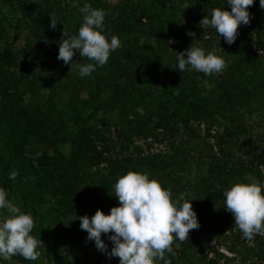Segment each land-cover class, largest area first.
<instances>
[{"label": "trees", "instance_id": "16d2710c", "mask_svg": "<svg viewBox=\"0 0 264 264\" xmlns=\"http://www.w3.org/2000/svg\"><path fill=\"white\" fill-rule=\"evenodd\" d=\"M23 1L17 0V4H24ZM32 1L29 25L32 34L60 43L63 30L57 1ZM137 1L120 0L113 8L107 0H89L90 5L105 11L104 32L109 40L116 35L121 42L111 52L107 64L93 71L97 81L94 87L103 96L95 89L91 91L89 86L82 90L81 80L65 75L67 69L59 70L55 65L59 59L52 58L47 66L52 72L39 79L50 92L45 97L36 82L26 80L28 70L19 69V57L12 49L0 48V188L22 213L32 216V232H53L61 236L69 229L72 249L75 242L88 237L78 217H91L98 209L105 211L118 206L114 184L119 176L129 170L146 171L150 178L158 179L171 190L173 200L181 193L187 194V200L193 199L200 226L190 231L187 240L174 241L173 247L177 242L179 246L168 259L171 264H189L191 257L186 244L193 240L199 245L197 236L209 219L213 205L210 203L225 202L223 192L246 176L255 177L262 184L264 173L259 166L264 165V146L256 147L251 141L254 147L247 156L227 142L210 143L209 132L201 130L200 125L209 126L218 113L247 105L257 90L264 93V56L257 54L264 47V9L260 7V0H254L248 9L250 23L238 30V35L243 32L249 40L242 42L237 35L232 43L235 51H248L254 56L250 54L230 62L226 70L228 78L216 86L214 94L203 96L199 72L181 73L177 69L178 52L193 42L176 24L177 5L173 0ZM196 1L205 14L210 15L215 7L231 10L227 0ZM53 13L58 20L55 30L49 26ZM82 22L83 17L73 21L71 35L78 34ZM216 37L226 42L217 32ZM142 38L147 40L140 46ZM213 39L199 44L207 52L212 48ZM169 40L173 42L168 44ZM159 49L175 54L169 62H163ZM130 60L142 68L130 70ZM22 83L31 89L26 100L19 89ZM83 92L87 93L86 98ZM71 99L78 103L67 108L66 102ZM81 107H91L92 111L84 115ZM138 107L144 109L143 116L136 111ZM99 112L114 113L117 117L119 151L112 146L117 141L109 144L100 130L95 129L92 118ZM137 139L142 141L141 145L135 144ZM32 140L37 147L42 146L35 156L29 148ZM163 142L166 148L151 150L154 143ZM14 171L17 175L13 179ZM0 214L8 213L0 209ZM109 236L102 234L101 238L110 252L113 243ZM254 238V246L248 250L244 246L238 252L244 264H264V235ZM213 263L210 259L206 264Z\"/></svg>", "mask_w": 264, "mask_h": 264}, {"label": "clouds", "instance_id": "9594fccd", "mask_svg": "<svg viewBox=\"0 0 264 264\" xmlns=\"http://www.w3.org/2000/svg\"><path fill=\"white\" fill-rule=\"evenodd\" d=\"M231 10L215 7L210 15L207 14L199 21L203 29H215L220 37L231 45L238 35L241 23H250L249 7L254 0H227ZM190 5L184 3L183 8ZM264 9V0H260ZM83 22L77 35H69L63 28L62 39L59 43L57 59L65 65L71 64L76 52L80 57L87 58L90 63L77 64L80 76H88L97 66L107 64L111 52L121 46L118 36L112 35L110 40L104 32L106 13L103 9L95 8L85 3L80 8ZM50 27L55 30L58 24L56 15L51 14ZM193 37L190 47L178 52L176 57L177 69L182 73L195 70L205 76L221 73L227 64L216 50H206L200 46L195 31L187 33ZM203 39H209L205 33ZM173 41L169 40L168 44ZM264 56V49H259ZM136 111L143 116L144 109ZM130 119L133 117H129ZM260 170L264 172V165ZM95 171V169H93ZM17 173L12 172L14 179ZM245 180L247 182H245ZM237 181L224 192L227 211L234 216V226L240 230L243 238L251 241L255 235H264V185L255 177H245ZM186 193H181L176 200L172 199L171 190L165 188L156 178H150L146 171L129 170L120 175L114 184V196L119 205L113 206L106 214L98 209L91 217L83 215L81 229L87 231L88 240H94L98 250L107 253L109 259L119 257V264H156L157 260L171 264L165 259V253L175 255L173 243L181 242L189 237L193 229H197L199 221L193 209L192 200L186 199ZM8 193L0 188V209L8 215L0 219V258L11 260L19 255L26 260L36 261L40 253L37 248L41 241L30 233L34 227L31 215L22 213L8 198ZM102 234H110L113 243L111 251Z\"/></svg>", "mask_w": 264, "mask_h": 264}, {"label": "rangeland", "instance_id": "374dc122", "mask_svg": "<svg viewBox=\"0 0 264 264\" xmlns=\"http://www.w3.org/2000/svg\"><path fill=\"white\" fill-rule=\"evenodd\" d=\"M59 12L61 13L60 26L71 35L73 31V21L82 17L80 8L85 3L89 4V0H56ZM110 5L115 8L120 4V0H107ZM137 1V0H135ZM177 5V13L175 14L176 24L182 30V34L186 35L189 31H195L196 37L199 41L210 40L212 37V48L216 50V54L223 57L228 65L233 60H241L249 57L251 53L248 51L238 52L235 51L234 44L229 45L224 42L223 39L216 37L215 29L209 27L203 29L199 26V21L207 14L200 7L196 0H173ZM24 4H17V0H0V48H11L12 51L19 57V69L27 68L26 80L31 83L32 81L37 83L39 91L46 97L50 94L45 83L39 79L44 78L46 74L52 72V68L47 67L51 59L58 57L59 42L55 39L43 40L35 37L29 25L31 24V15L34 2L32 0H24ZM138 2V1H137ZM37 3V2H36ZM184 3H188L190 6L185 9L182 7ZM227 5V4H226ZM44 6V5H43ZM65 15L63 18L62 15ZM243 28V23L239 26L238 30ZM204 33L209 36V39H203ZM192 39H194L192 37ZM238 39L242 42H247L249 36L241 32L238 35ZM146 38H142L139 41L140 46L146 42ZM125 47V46H124ZM264 49V47L262 48ZM208 52V51H207ZM206 52V53H207ZM160 60L163 62H169L175 52L165 49H159ZM260 55V52L258 53ZM254 56V54H251ZM73 57L72 65H65L62 60H59L55 65L58 69H67L66 74H69L77 79L81 80L82 90L85 91L87 86L91 91L95 89L97 83L96 77L92 72L88 76H80L77 64H86L83 58ZM127 61L126 59L122 58ZM264 59V58H263ZM130 70L137 71L142 68L135 61L130 60L128 64ZM227 67L219 74H213L205 76L199 72L198 83L200 92L203 96L214 94L216 86L223 80L228 78ZM22 91V97L24 100L28 99L31 94V89L25 83H22L19 87ZM97 93H104L95 89ZM50 96V95H49ZM139 96V93H138ZM83 97H87V93L83 92ZM59 102H62V98H58ZM78 103V100L71 99L66 102L67 108H72ZM91 107H81L80 112L84 115L90 114ZM92 122L97 131L110 141H117L115 145H112L116 150H120V144L117 137V117L114 113L99 112L93 115ZM201 130L209 132V142L216 144L221 142L223 144L233 145L235 151L241 154L250 156L251 147L250 142L253 141L256 147L264 146V93L257 90L255 96L250 102L238 109H232L217 114V118L211 125H200ZM102 144V143H101ZM135 144L141 145V140H135ZM41 145L35 144L32 140L29 148L32 155H38V148ZM42 147V146H41ZM217 146H214L216 149ZM166 148V144L154 143L151 150H160ZM112 149V148H110ZM260 164L259 168H261ZM264 173V172H263ZM262 185H264V176L262 178ZM212 209L208 213V220L203 226V232L197 236L199 245L193 240L186 244L187 254H190L191 263L189 264H206L210 259L214 260L213 264H244L241 260L238 252L242 247L254 246L253 238L251 241L243 238L242 233L238 228L234 226V216L227 211L224 202L210 203ZM106 214L110 213V210L104 211ZM8 214H0V219H3ZM69 229H66L64 234L58 236L56 233L49 232L48 234H39L37 232H31L37 240L41 241L37 251L40 253L39 258L36 261H29L19 255H15L11 260L0 259V264H103L105 261H109V264H119V257H112L109 259L107 253L97 249L94 240L83 239V241L75 242V248H70L69 242ZM179 246V242L173 247L174 252ZM76 249H79L78 253ZM232 249L234 251H232ZM207 255L204 259L200 257ZM165 259H169V253H165ZM156 264H164V261L157 260Z\"/></svg>", "mask_w": 264, "mask_h": 264}]
</instances>
